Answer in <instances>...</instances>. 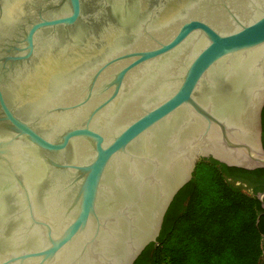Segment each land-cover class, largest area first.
Wrapping results in <instances>:
<instances>
[{"label":"water","instance_id":"1","mask_svg":"<svg viewBox=\"0 0 264 264\" xmlns=\"http://www.w3.org/2000/svg\"><path fill=\"white\" fill-rule=\"evenodd\" d=\"M263 110L264 0H0V264H135Z\"/></svg>","mask_w":264,"mask_h":264},{"label":"trees","instance_id":"2","mask_svg":"<svg viewBox=\"0 0 264 264\" xmlns=\"http://www.w3.org/2000/svg\"><path fill=\"white\" fill-rule=\"evenodd\" d=\"M262 121L264 144V110ZM255 176L264 169L201 160L172 202L157 242L135 264H264L261 202L237 185Z\"/></svg>","mask_w":264,"mask_h":264},{"label":"flooded vegetation","instance_id":"3","mask_svg":"<svg viewBox=\"0 0 264 264\" xmlns=\"http://www.w3.org/2000/svg\"><path fill=\"white\" fill-rule=\"evenodd\" d=\"M243 188V191L249 195L256 196L258 198L259 194H264V176H255L250 180H245L244 183L238 182ZM262 212L260 217H264V208L262 207ZM263 228H264V220H263ZM264 235V234H263ZM264 245V243H263Z\"/></svg>","mask_w":264,"mask_h":264}]
</instances>
